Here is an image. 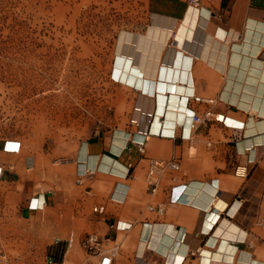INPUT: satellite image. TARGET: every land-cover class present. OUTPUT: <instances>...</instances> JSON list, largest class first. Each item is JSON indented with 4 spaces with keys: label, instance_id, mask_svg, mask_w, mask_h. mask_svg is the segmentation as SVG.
<instances>
[{
    "label": "crops",
    "instance_id": "crops-1",
    "mask_svg": "<svg viewBox=\"0 0 264 264\" xmlns=\"http://www.w3.org/2000/svg\"><path fill=\"white\" fill-rule=\"evenodd\" d=\"M145 12L143 27L121 33L128 35L123 53L138 64L143 88L155 93L112 75L128 95L125 122L79 144L66 164L78 193L73 199L43 190L30 201L28 170L7 164L2 147L0 230L4 213L30 232L42 213L43 234L59 236L45 247L54 264H97L82 246L91 233L111 254L110 264H264V0H203L201 9L187 0H146ZM178 86L181 117L165 115L163 135L151 132L157 109L167 114ZM190 94L195 99L185 101ZM209 109L223 123L188 132L187 112ZM174 126L183 138L178 131L165 136ZM153 161L178 168L155 169L151 192ZM247 162V178H236L234 168ZM8 186L11 205L1 190Z\"/></svg>",
    "mask_w": 264,
    "mask_h": 264
},
{
    "label": "rangeland",
    "instance_id": "rangeland-1",
    "mask_svg": "<svg viewBox=\"0 0 264 264\" xmlns=\"http://www.w3.org/2000/svg\"><path fill=\"white\" fill-rule=\"evenodd\" d=\"M145 3L0 0L1 157L25 165L30 201L43 190L73 199L78 193L66 164L79 144L125 122L128 95L111 79L115 58L127 46L121 33L149 20ZM9 142L16 152L6 148ZM1 190L8 196L11 188ZM33 224L30 232L24 221L3 214L0 264H49L45 247L59 236L43 234L42 213Z\"/></svg>",
    "mask_w": 264,
    "mask_h": 264
},
{
    "label": "built area",
    "instance_id": "built-area-1",
    "mask_svg": "<svg viewBox=\"0 0 264 264\" xmlns=\"http://www.w3.org/2000/svg\"><path fill=\"white\" fill-rule=\"evenodd\" d=\"M203 0H187L188 7H194V8H201V3ZM195 99L194 94H190L185 97V101ZM211 103V101H210ZM188 116V132H190L192 129H195L200 126H204L207 123L211 121L223 123V120L219 118V114L214 113L212 110H205L200 114H197L195 111L189 110L187 112ZM178 131L180 133V137L183 138L185 135L183 133V130H181V127L175 126L170 133H168L165 136L174 137L175 132ZM159 135H163V133H159ZM189 136V135H188ZM144 142L141 141L139 143H136V146L142 149ZM18 148V147H17ZM17 148L11 152H16ZM251 162H247L243 165H238L234 168L233 175L238 179H245L248 176L249 170H248V164ZM169 168V169H177L178 165L176 162L173 161H160V162H151L149 171L147 173L146 178V184L151 187V192L155 190L154 182H153V173L155 169H162V168ZM1 175V172H0ZM42 205H38L36 203L35 209H42ZM58 242V241H57ZM56 242V243H57ZM82 246L84 250L87 253L93 254L98 256V263L97 264H110L111 263V254L102 252V240L97 234L91 233L88 234L84 240L82 241ZM46 261L49 264H52L54 260L50 257H46Z\"/></svg>",
    "mask_w": 264,
    "mask_h": 264
},
{
    "label": "bare ground",
    "instance_id": "bare-ground-1",
    "mask_svg": "<svg viewBox=\"0 0 264 264\" xmlns=\"http://www.w3.org/2000/svg\"><path fill=\"white\" fill-rule=\"evenodd\" d=\"M243 6V5H242ZM199 9H201V8H199ZM198 14V13H197ZM198 16V15H197ZM252 35H253V32H252ZM247 38H248V36H246ZM252 38V37H251ZM248 45V44H247ZM242 46H244V44L242 45ZM245 47V46H244ZM238 48H239V46H238ZM243 48V47H242ZM246 48H247V46H246ZM126 50V49H125ZM250 50V49H249ZM124 51V50H123ZM175 51V50H174ZM247 51V50H246ZM244 52V51H243ZM250 52V51H249ZM126 53H127V51H126ZM182 54V53H181ZM185 55V54H184ZM178 57V56H177ZM182 57V56H181ZM187 57V56H186ZM174 59V58H173ZM178 59V58H177ZM187 59V58H186ZM178 60H180V59H178ZM181 61H183V60H181ZM113 63V62H112ZM138 63V62H137ZM175 63V62H174ZM115 65H114V77H115V75H117L116 76V79L118 80V82L120 81V82H122V83H124V84H126V85H130V86H132V87H136V88H138V87H140L141 88V90H142V93H146V94H154L155 92H153L152 90H151V86H150V89H144L143 88V86L142 85H144V83L142 84V82H143V75H140L139 74V72H140V70H137V67L136 66H138V64H136V66H134V64L132 63V60H130V59H128L127 58V56H126V54H124V53H122V54H120L119 53V55L115 58V63H114ZM181 64V63H180ZM183 64V63H182ZM181 64V65H182ZM113 66V65H112ZM171 67V66H170ZM182 67H183V65H182ZM175 68V67H174ZM179 68V67H178ZM113 69V68H112ZM173 69V68H172ZM162 70V69H161ZM178 70V69H177ZM168 71H169V69H168ZM174 71V70H173ZM159 72V71H158ZM131 73H133L134 75L135 74H137V76L138 77H134ZM160 73V72H159ZM163 73V72H162ZM112 74V73H111ZM178 75V74H177ZM176 75V76H177ZM136 76V75H135ZM157 76V75H156ZM162 76V75H161ZM185 76H186V74H185ZM170 77V76H169ZM147 78V77H146ZM152 79V78H151ZM159 79H160V77H159ZM178 79V78H177ZM185 79V78H184ZM187 79V78H186ZM139 80H141V83H139ZM165 80V79H164ZM174 80V79H173ZM163 81V80H162ZM180 81V80H179ZM191 82V81H190ZM232 82V81H231ZM176 83V82H175ZM174 83V84H175ZM184 83H185V81H184ZM188 83V82H187ZM169 84H170V82H169ZM172 84H173V82H172ZM179 84V83H178ZM155 85V84H154ZM162 85H163V83H162ZM165 85V84H164ZM169 86V85H168ZM167 86V87H168ZM163 87H165V86H163ZM166 87V88H167ZM183 87V86H182ZM146 88V87H145ZM162 88V87H161ZM161 88H160V90H161ZM173 88V87H172ZM231 88V87H230ZM154 89H155V87H154ZM165 89V88H164ZM169 89V88H168ZM168 89H166V90H168ZM176 89V90H175ZM174 91L172 92L173 94L171 95V100H173V103H172V101L170 102V105H169V109H168V111H167V114H165V109H163V108H161V107H159V109H157V113L159 114V117H154V121H153V123H152V128H151V132H155V133H161V129H162V125H163V122L164 121H162V119H161V117H163L164 118V116L165 115H167V118L169 117V115L170 114H174V116H175V118L176 117H181V112H180V110L182 109V108H179L178 107V105H179V100H180V96H175L174 94H175V92L177 91V93H179L180 92V86H178V89L177 88H174L173 89ZM140 91V90H139ZM163 92V91H162ZM170 92V91H169ZM169 92H167V93H169ZM165 93V92H164ZM182 93V92H181ZM181 93H179V94H181ZM225 93V92H224ZM229 95V94H228ZM153 96V95H152ZM149 97V96H148ZM155 97V96H154ZM184 98V97H183ZM175 101H177V102H175ZM171 110V111H170ZM173 110V111H172ZM165 120V119H164ZM175 127V126H174ZM166 132V131H165ZM162 133H164V130H163V132ZM167 133V132H166ZM105 158V157H104ZM108 160V159H107ZM207 200H209V199H207Z\"/></svg>",
    "mask_w": 264,
    "mask_h": 264
},
{
    "label": "trees",
    "instance_id": "trees-1",
    "mask_svg": "<svg viewBox=\"0 0 264 264\" xmlns=\"http://www.w3.org/2000/svg\"><path fill=\"white\" fill-rule=\"evenodd\" d=\"M56 260V259H55Z\"/></svg>",
    "mask_w": 264,
    "mask_h": 264
}]
</instances>
